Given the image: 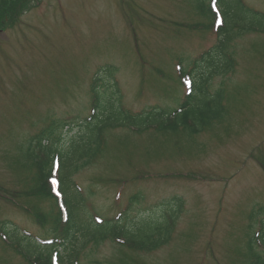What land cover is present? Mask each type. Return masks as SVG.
<instances>
[{
    "label": "rangeland",
    "instance_id": "rangeland-1",
    "mask_svg": "<svg viewBox=\"0 0 264 264\" xmlns=\"http://www.w3.org/2000/svg\"><path fill=\"white\" fill-rule=\"evenodd\" d=\"M245 2L264 12V0ZM233 14L235 24L224 17L226 27L233 26L230 50L236 67L204 86L205 100L216 99L209 103L211 125L192 136L109 129L107 148L78 176L85 188L95 190L93 201L106 216L118 210L115 182L125 186L122 202L138 191L143 194L132 214L140 220L158 212L160 205L172 215L176 206L162 203L178 196L184 211L175 238L172 233L160 250L134 256L121 253L110 240L89 245L81 264L121 263L125 256L144 264H249L247 244L257 223H264V212L256 211L252 223L249 217L253 209L264 207V32L258 31L264 17L244 9ZM244 16L257 30L238 35ZM203 22L202 30L191 28ZM217 37L195 0H0V224L9 220L11 227L19 224L44 235L3 197L5 191L23 190L32 182L34 170L21 146L37 127L56 116L80 120L87 113L93 77H100L104 88L110 78H118V85L106 90L111 105L135 111L147 104L171 109L179 106L183 91L174 65L188 67ZM202 98L190 99L188 109L196 110ZM67 133L64 146L80 137L77 127ZM49 206L41 203L46 211ZM5 246L0 242V264H27Z\"/></svg>",
    "mask_w": 264,
    "mask_h": 264
},
{
    "label": "trees",
    "instance_id": "trees-1",
    "mask_svg": "<svg viewBox=\"0 0 264 264\" xmlns=\"http://www.w3.org/2000/svg\"><path fill=\"white\" fill-rule=\"evenodd\" d=\"M197 7L204 15L211 13V5L208 0H197ZM219 5L222 12L230 19L233 24L235 22L236 9H244L249 13L264 17V13L254 12L253 10L244 6L242 0H220ZM244 26L238 35L244 32H251L257 30L255 22L248 16L243 17ZM262 26L258 31L264 32V25L259 21ZM254 25V26H253ZM233 26L231 28L222 27L219 32V40L213 45L201 58L195 62L193 68V75L197 81L196 89L191 99L202 98L201 101L206 99L204 92L205 83L202 81L204 78H210L214 74H228L233 70L235 62L233 53L230 51V43L234 40L235 36L231 34ZM107 71V69H106ZM103 83V82H102ZM104 84V83H103ZM111 85V81L108 80L106 88ZM202 95V96H200ZM103 98H98L97 108L98 113H95L94 118L85 120L80 124L83 130L80 133L81 138L72 139L67 146L62 145L61 136L64 132L63 127L67 125H78V119H65L56 116L53 120H47L43 123L35 135L31 137L27 143L21 146V155L34 170V175L31 184L22 191L18 190L5 191L6 194L11 196V200L17 201L18 197H25L28 195L29 190L39 197L50 198L53 205L57 202L52 198V194L49 186V176L51 175L52 162L56 154L61 157V170L60 178L62 180V192L65 195V201L69 208L70 220L66 225L61 223L60 213L54 214V208L51 207V213L54 220L49 228L50 234L55 236L64 242L65 253L60 256L62 264H74L77 260H80L81 251L88 245L94 247L100 246L108 239L125 238V245L130 248L134 245V248L155 250L162 245L166 244L169 240L170 232L166 230L171 228L174 224V220L179 216L181 212V205H178L176 199L174 202H170L175 205L174 214L168 217L170 221H166L164 215L161 212H156L153 215L147 216L145 219H132L127 224L125 220L129 219V216L121 220L120 222H107L105 224H96L91 217L86 207L85 199L79 190L76 188L74 176L81 172L82 169L91 165L93 160L100 154H103L107 148L105 138L103 137L104 131L111 128L120 126L129 127L133 126L139 131L149 128L151 125L160 123V130H170L177 132L178 129H184L186 136L196 135L202 132L207 126H210L214 120L211 117L213 112L212 103L216 101L208 100L197 107L196 110L185 109L181 113L176 114V117L167 121V112L153 110L146 114H130L119 109L120 106L111 105L106 101V92L102 95ZM97 101V98H96ZM188 103H186L187 105ZM96 104H94L95 106ZM185 107V106H184ZM182 107V108H184ZM189 108V106H188ZM123 111V112H122ZM176 112V111H175ZM169 120V119H168ZM193 121L197 122L196 126L193 125ZM39 128V126L37 127ZM66 133L65 135H67ZM44 138L50 139L51 144L44 145L42 140ZM15 164L17 162L15 161ZM133 198L138 199L136 195ZM263 212L264 208H260ZM35 212L41 216H48L49 213L42 212L35 209ZM6 224V223H5ZM47 226H45V229ZM3 232H6L12 239L14 245L18 247V252L23 255L25 259L36 264H55L52 260L51 249H55V245L41 246L36 240L30 236H25L16 230L8 232L5 226L2 227ZM264 241V232L261 237ZM130 244V245H129ZM131 244H133L131 246ZM252 252L255 254V258L251 257L249 264H264V257L260 254H256L255 239H251ZM122 263H126L125 259L121 260ZM111 264H118L116 262Z\"/></svg>",
    "mask_w": 264,
    "mask_h": 264
},
{
    "label": "snow or ice",
    "instance_id": "snow-or-ice-1",
    "mask_svg": "<svg viewBox=\"0 0 264 264\" xmlns=\"http://www.w3.org/2000/svg\"><path fill=\"white\" fill-rule=\"evenodd\" d=\"M56 183V181L55 180H53V184H55Z\"/></svg>",
    "mask_w": 264,
    "mask_h": 264
}]
</instances>
